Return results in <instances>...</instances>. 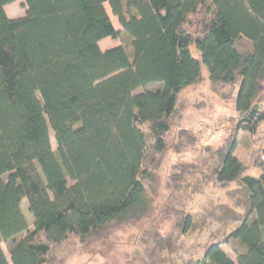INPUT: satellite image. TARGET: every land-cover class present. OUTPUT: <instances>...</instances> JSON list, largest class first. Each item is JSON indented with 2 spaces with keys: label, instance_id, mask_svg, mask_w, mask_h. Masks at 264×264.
I'll return each mask as SVG.
<instances>
[{
  "label": "trees",
  "instance_id": "16d2710c",
  "mask_svg": "<svg viewBox=\"0 0 264 264\" xmlns=\"http://www.w3.org/2000/svg\"><path fill=\"white\" fill-rule=\"evenodd\" d=\"M15 1L0 0V264H46L70 237L147 217L177 96L202 65L213 86L237 89L242 119L208 168V178L237 183L233 205L213 206L209 218L235 225L220 240L212 234L198 258L156 264H264V159L256 153L259 174L243 175L234 155L264 93V0H22L24 14L11 17ZM105 4L128 46L100 47L119 37ZM168 209L186 234L191 215Z\"/></svg>",
  "mask_w": 264,
  "mask_h": 264
},
{
  "label": "rangeland",
  "instance_id": "374dc122",
  "mask_svg": "<svg viewBox=\"0 0 264 264\" xmlns=\"http://www.w3.org/2000/svg\"><path fill=\"white\" fill-rule=\"evenodd\" d=\"M105 8L114 27L119 30V37L106 38L101 43L102 48L118 44L128 46V36L112 15L108 4H105ZM6 9L11 17L21 16L25 11L22 0L9 4ZM191 30L196 32L194 27ZM190 50L194 57L199 58L194 47ZM201 68L200 80L183 88L177 96L171 126L166 134V150L155 164L156 179L149 188L153 205L148 216L86 241L70 237L55 247L52 251L54 259L46 264H156L170 256L180 263L181 259L189 256L198 258L212 234L213 241L228 234L235 224L223 228L215 217L209 218V213L219 203L233 205L229 192L237 183L231 181L223 184L208 178V168L214 162L213 152L242 118L234 105L237 89L227 85L213 86L206 67L202 65ZM253 109V131L237 130L234 155L244 166L243 175L256 176L259 169L253 164V157L258 153L264 159V93L259 96ZM49 134L54 145L50 129ZM20 206L31 226L32 215L27 210L26 198L21 200ZM171 206L191 215L192 227L184 235L178 226L180 220L168 209ZM157 238L163 241L159 243ZM169 241L175 242V249L168 253L164 245L169 246ZM2 247L8 257L7 245L3 243ZM221 248L234 257L226 244H221Z\"/></svg>",
  "mask_w": 264,
  "mask_h": 264
},
{
  "label": "flooded vegetation",
  "instance_id": "af4514ba",
  "mask_svg": "<svg viewBox=\"0 0 264 264\" xmlns=\"http://www.w3.org/2000/svg\"><path fill=\"white\" fill-rule=\"evenodd\" d=\"M254 112H255V111L253 110L250 114L247 115L246 118H247L249 121H251V120L253 119V117H254Z\"/></svg>",
  "mask_w": 264,
  "mask_h": 264
},
{
  "label": "crops",
  "instance_id": "0c3cea01",
  "mask_svg": "<svg viewBox=\"0 0 264 264\" xmlns=\"http://www.w3.org/2000/svg\"><path fill=\"white\" fill-rule=\"evenodd\" d=\"M16 2V1H15ZM14 3V2H13ZM12 4V3H11ZM9 5V4H8ZM8 5H6V7L8 6ZM7 10V9H6ZM8 13V12H7ZM13 17V16H12ZM106 39V38H105ZM105 39H103V40H101L100 42H99V44H100V47L102 48V46H101V43L105 40ZM103 49V48H102ZM105 49V48H104Z\"/></svg>",
  "mask_w": 264,
  "mask_h": 264
},
{
  "label": "water",
  "instance_id": "95a60500",
  "mask_svg": "<svg viewBox=\"0 0 264 264\" xmlns=\"http://www.w3.org/2000/svg\"><path fill=\"white\" fill-rule=\"evenodd\" d=\"M259 118H260V116H259ZM247 119V118H246ZM248 120V119H247Z\"/></svg>",
  "mask_w": 264,
  "mask_h": 264
}]
</instances>
